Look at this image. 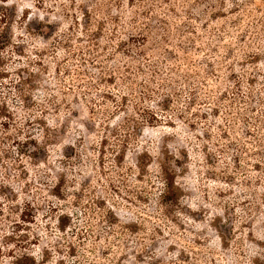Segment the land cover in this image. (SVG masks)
Returning a JSON list of instances; mask_svg holds the SVG:
<instances>
[{
  "label": "rangeland",
  "instance_id": "1",
  "mask_svg": "<svg viewBox=\"0 0 264 264\" xmlns=\"http://www.w3.org/2000/svg\"><path fill=\"white\" fill-rule=\"evenodd\" d=\"M4 4L14 45L0 95L19 127L43 142L44 120L55 136L35 158L8 145L0 264H264V150L239 118H264V0ZM127 67L137 112L109 121L135 116L141 131L118 165L101 158L114 104L98 91ZM163 161L183 189L176 204L162 201Z\"/></svg>",
  "mask_w": 264,
  "mask_h": 264
},
{
  "label": "trees",
  "instance_id": "2",
  "mask_svg": "<svg viewBox=\"0 0 264 264\" xmlns=\"http://www.w3.org/2000/svg\"><path fill=\"white\" fill-rule=\"evenodd\" d=\"M9 9L8 5H0V88L1 85L10 78V60L13 53H9L10 48L14 45L11 35L9 33V20L10 15L7 12ZM146 39V37H143ZM146 58V57H145ZM150 64V63H149ZM127 74L122 78V81H116L114 77H102L106 84H113V88L109 87L106 90H101L99 88L100 96L102 97L103 102L110 101L114 104L113 112L106 109L105 113H103V124L101 125V130L104 131L101 138V158L104 160L107 157V154L110 153L113 157V161L115 164L121 165L125 160L128 147L135 137H137L141 131V127L139 126L140 121L135 120V116L129 117L125 122L119 123L118 125L111 124V119L109 121L110 116L115 111L126 112L128 109H132L137 112V103L135 102V91L133 87H131L130 83L132 76L134 73L132 72V68L127 67ZM143 73V69H140ZM113 75V73H111ZM133 74V75H132ZM116 86H120V88H116ZM124 91V93H122ZM127 92V93H125ZM23 100H25V95H21ZM4 97L0 95V168L2 166H6L5 158L10 157V149L8 145L16 144V152L24 156L35 158L41 151L46 150L48 144L51 142L53 137L55 136L51 133L52 128L47 121L45 123L44 132L48 134V137L45 141H38L35 138V133L31 127H19L17 116L15 112L9 107L8 103L4 100ZM96 103V102H95ZM97 104H95L96 106ZM93 108V107H92ZM239 118L246 119V122L250 124L249 129L246 133L254 136L255 144L257 146H263L264 150V136L260 134L264 127V118L262 117H253L252 121H250L243 112L239 114ZM251 118V117H250ZM136 121V123H132ZM157 120V118H156ZM14 129V130H13ZM41 129V128H40ZM264 133V132H263ZM259 134L262 136L258 137ZM24 138V139H23ZM261 153V152H259ZM143 154L138 157V167L143 171H147V167L150 164L146 162ZM22 158L18 159L16 166H22L23 170L26 171V165L23 163ZM27 172V171H26ZM161 173H162V181L164 183V189L162 192V201L164 203H173L176 204L179 202L183 189L177 183V171L174 167L169 163V161H163L161 163ZM55 195L61 198L60 191H57ZM23 218V217H22ZM20 222V221H19ZM16 226H20L19 223H15ZM132 228H137V225H131ZM134 230V229H133ZM17 264H38V261L34 256L30 255H22L16 262Z\"/></svg>",
  "mask_w": 264,
  "mask_h": 264
}]
</instances>
